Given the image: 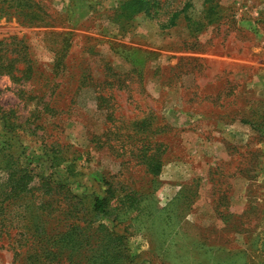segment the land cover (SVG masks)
I'll return each instance as SVG.
<instances>
[{
  "label": "rangeland",
  "instance_id": "obj_1",
  "mask_svg": "<svg viewBox=\"0 0 264 264\" xmlns=\"http://www.w3.org/2000/svg\"><path fill=\"white\" fill-rule=\"evenodd\" d=\"M27 1L39 19L0 17V188L14 164L30 172L21 203L42 202L63 233L61 179L94 245L99 223L128 234V264H264V0H151L129 17L128 0H29L39 16ZM21 203L0 264H32Z\"/></svg>",
  "mask_w": 264,
  "mask_h": 264
},
{
  "label": "trees",
  "instance_id": "obj_2",
  "mask_svg": "<svg viewBox=\"0 0 264 264\" xmlns=\"http://www.w3.org/2000/svg\"><path fill=\"white\" fill-rule=\"evenodd\" d=\"M19 2L20 5L16 7L8 6L4 7L2 3L7 4L8 0H0V17H10L13 16L14 18L17 17L19 20L21 16L24 19L34 20L39 19L38 17H34L30 19L28 15L22 14L21 9V0H12ZM32 1V0H30ZM29 0L25 3L26 8H30L34 10V15L39 16L38 11H35V5L31 3ZM152 4L151 0H128L125 1V5L123 7V15L127 16L135 13H140L150 8ZM38 8V7H37ZM122 8V6H119ZM214 7H210V11H213ZM25 8L23 7L22 10ZM149 10V9H148ZM186 8L184 7L180 11H176L173 13L174 17L171 19L173 21L179 14L185 13ZM33 14V11L31 15ZM176 15V16H175ZM215 21L214 18H209V23ZM175 23L172 24V26ZM5 61H9L6 64V68H10L13 64H16V60L11 58H6ZM12 68V67H11ZM32 67L29 68V76H26V79H31ZM21 73L20 70L16 69V74ZM12 80H20L14 73H11ZM24 74V73H23ZM25 77L22 76V78ZM0 118L7 121L9 117L7 115V111L0 108ZM151 163L155 164V167H161V162L151 160ZM12 173L9 175L3 189L0 188V237L7 235V229L12 227V224L8 218V213L11 211L9 210L11 205L10 203L12 200H16L17 202L21 203V194L23 195H30V189H28L29 184L33 181V176L28 171H21V167L18 168L17 166H13ZM61 177V176H60ZM51 184L54 188L60 193H63L66 202H68L69 208L68 211L62 214V219H71L74 220V223L69 227V229L63 233H53L46 229L48 220L50 218L49 215L46 216L45 208L42 202L37 203L35 198L27 199L25 202L21 203L24 205L26 209L31 210L29 219L27 220L28 226L25 233H23L22 240L27 241L26 236H29L31 239V243L28 247L29 259L32 264H77L76 259L80 258L73 256V252L78 249L90 248L92 251H96L90 257H84L86 260L85 264H128L130 262V255L128 254L127 250V240L128 234H120L115 231V229H109L107 226L103 224H98L93 230V235L97 238L99 235H102L104 241L95 243L89 236L86 237V233L88 229L93 227L95 223L91 219H87L84 213V206L81 204V197L72 192L71 188L64 183L61 179L58 181L54 180ZM179 198H177L178 201ZM107 199L96 197L94 204H93V212L96 215H101L103 217L108 216L107 212ZM21 208V205H20ZM142 207H134L128 211H125L121 219H119L118 224L122 225V219L127 217L129 211H135V214L139 215L142 213ZM83 211V214L81 215ZM151 214L149 213V216ZM97 217V216H96ZM172 218V217H170ZM60 220V219H59ZM121 220V221H120ZM60 223L62 221L60 220ZM122 230L127 232V229L123 228ZM19 233H17L18 235ZM21 234V233H20ZM90 238V240H89ZM21 240V239H20ZM29 240V239H28ZM88 241V242H87ZM71 251V253H69ZM99 252V253H98ZM82 259H79L80 262Z\"/></svg>",
  "mask_w": 264,
  "mask_h": 264
}]
</instances>
